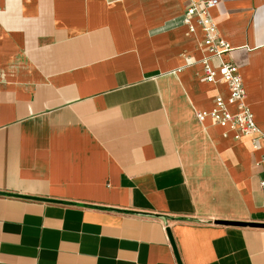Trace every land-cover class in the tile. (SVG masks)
<instances>
[{
	"label": "crops",
	"instance_id": "obj_1",
	"mask_svg": "<svg viewBox=\"0 0 264 264\" xmlns=\"http://www.w3.org/2000/svg\"><path fill=\"white\" fill-rule=\"evenodd\" d=\"M199 1L0 0V264H264V147L196 115L229 95ZM211 14L264 134V0Z\"/></svg>",
	"mask_w": 264,
	"mask_h": 264
},
{
	"label": "built area",
	"instance_id": "obj_2",
	"mask_svg": "<svg viewBox=\"0 0 264 264\" xmlns=\"http://www.w3.org/2000/svg\"><path fill=\"white\" fill-rule=\"evenodd\" d=\"M220 0H201L191 2L183 15L184 24L191 32L202 30V44L209 50L211 57L218 60L212 64L209 59L204 60L205 78L208 82H215L218 75L227 84L229 95L215 98V107L210 111H197L200 121L211 118L215 123L224 125L234 132L236 139L245 135H252L255 149L264 147V134L261 133L255 119V114L246 101V89L240 68L231 60L225 59L233 48L221 34L218 24L212 17L211 10L218 6ZM236 104L237 112H231L227 104ZM264 187V180L261 181Z\"/></svg>",
	"mask_w": 264,
	"mask_h": 264
},
{
	"label": "water",
	"instance_id": "obj_3",
	"mask_svg": "<svg viewBox=\"0 0 264 264\" xmlns=\"http://www.w3.org/2000/svg\"><path fill=\"white\" fill-rule=\"evenodd\" d=\"M219 223H230V224H234V223H238V222H227V221H218Z\"/></svg>",
	"mask_w": 264,
	"mask_h": 264
}]
</instances>
